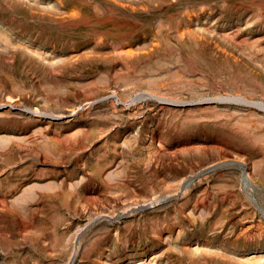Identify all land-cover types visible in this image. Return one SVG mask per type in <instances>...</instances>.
<instances>
[{
    "label": "rangeland",
    "instance_id": "1",
    "mask_svg": "<svg viewBox=\"0 0 264 264\" xmlns=\"http://www.w3.org/2000/svg\"><path fill=\"white\" fill-rule=\"evenodd\" d=\"M69 262L264 264V0H0V264Z\"/></svg>",
    "mask_w": 264,
    "mask_h": 264
},
{
    "label": "bare ground",
    "instance_id": "2",
    "mask_svg": "<svg viewBox=\"0 0 264 264\" xmlns=\"http://www.w3.org/2000/svg\"><path fill=\"white\" fill-rule=\"evenodd\" d=\"M75 243H76L75 246H77V244L79 243V235H76V237H75ZM75 255H76V249H75L74 252H73L72 258H73ZM68 264H70V262H69Z\"/></svg>",
    "mask_w": 264,
    "mask_h": 264
}]
</instances>
